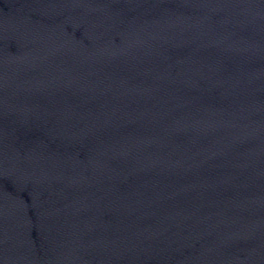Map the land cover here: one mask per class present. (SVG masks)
<instances>
[{"label":"water","instance_id":"obj_1","mask_svg":"<svg viewBox=\"0 0 264 264\" xmlns=\"http://www.w3.org/2000/svg\"><path fill=\"white\" fill-rule=\"evenodd\" d=\"M0 264H264V0H0Z\"/></svg>","mask_w":264,"mask_h":264}]
</instances>
